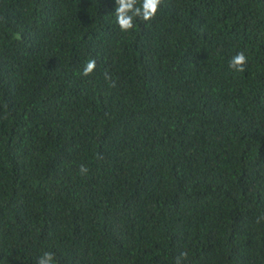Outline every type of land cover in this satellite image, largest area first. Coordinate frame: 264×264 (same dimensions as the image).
Here are the masks:
<instances>
[{"label":"trees","instance_id":"trees-1","mask_svg":"<svg viewBox=\"0 0 264 264\" xmlns=\"http://www.w3.org/2000/svg\"><path fill=\"white\" fill-rule=\"evenodd\" d=\"M116 7L0 0V264H264V0Z\"/></svg>","mask_w":264,"mask_h":264},{"label":"clouds","instance_id":"clouds-1","mask_svg":"<svg viewBox=\"0 0 264 264\" xmlns=\"http://www.w3.org/2000/svg\"><path fill=\"white\" fill-rule=\"evenodd\" d=\"M161 3L162 0H142L140 6H137L138 0H115V4L117 5L115 8L116 23L122 32H128L133 29L135 18H140L144 21L155 19ZM246 63L247 57L244 52L241 51L229 61V68L237 72H243ZM95 68L96 61L94 59L89 60L83 69L82 75H90ZM105 79L110 80L111 77L106 73ZM112 83L113 86H115V82L113 81ZM80 172L82 174L86 173L87 169L81 166ZM186 255V253H181V257H185ZM37 264H54V254L48 251L44 252L42 256L38 258ZM176 264H181L180 257L177 258Z\"/></svg>","mask_w":264,"mask_h":264}]
</instances>
